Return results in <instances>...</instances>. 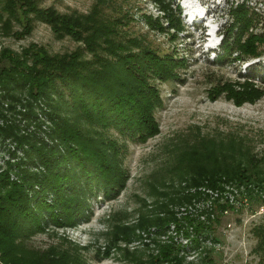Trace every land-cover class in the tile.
<instances>
[{"label":"rangeland","instance_id":"374dc122","mask_svg":"<svg viewBox=\"0 0 264 264\" xmlns=\"http://www.w3.org/2000/svg\"><path fill=\"white\" fill-rule=\"evenodd\" d=\"M176 1L183 31L149 28L142 13L162 16L152 0H0V192L7 189L6 179L19 183L26 173L47 176L44 161L31 156L35 148L65 154L46 115L56 111L53 105L71 119L70 125L93 135V128L103 130L77 117L72 107L61 106L55 92L51 104L45 97L36 99L38 92H31L29 83L4 85V69L14 67L17 57L35 62L42 53L61 59L78 53L93 61L95 47L85 38L93 25L83 23L84 30L76 25L95 7V19L121 15L120 8L128 11V30L146 37L161 53L185 59L179 79L158 82L163 99L155 109L159 133L128 145L120 156L127 182L119 193L96 189L73 223L55 224L45 211L42 230L6 241L14 264H264V54L234 59V52L224 62L218 59L219 38L232 21L229 7L243 0ZM247 1L261 13L254 29L262 33L264 0ZM191 15H204L208 25L191 23ZM68 20L75 22L73 29ZM39 65L46 73L43 62ZM255 72H260L255 81L262 91L255 101L236 105L226 93L213 96L220 82H244ZM56 81L67 96L63 79ZM242 167L247 181L221 178L225 170ZM26 189L34 200H57L43 185L27 184ZM57 215L64 218L61 209ZM0 264H7L1 247Z\"/></svg>","mask_w":264,"mask_h":264},{"label":"trees","instance_id":"16d2710c","mask_svg":"<svg viewBox=\"0 0 264 264\" xmlns=\"http://www.w3.org/2000/svg\"><path fill=\"white\" fill-rule=\"evenodd\" d=\"M152 1L162 10V16L155 18L152 14L142 13L149 28L159 31L168 28L184 30L179 2ZM247 2L243 0L229 7L232 21L225 29L221 42V52L218 54L220 62H224L234 52V59L258 58L264 54V31L261 33L254 29L261 13ZM120 11L121 15L118 16L102 14L99 19H95L98 11L94 7L92 14L78 19L77 27L81 26L84 30L86 24L88 28H94L93 33L85 37L95 47L93 61L82 60L78 53L63 59L42 53V58L35 62L17 57L14 67L4 69L8 79L4 85L23 88L29 83L31 92L34 89L38 92L36 99L45 97L51 104H54L52 96L55 92L61 97V106L72 107L77 117L103 129L99 131L93 128V135L92 130L89 134L74 127V124L70 125L71 119L62 116V113L58 114V105H53L56 109L53 115L52 111L46 113L55 125L56 135L66 147V155L59 150L47 149L46 146L35 148L31 156L37 155L44 161L47 176L43 177V173H26L22 182L5 180L4 187L7 186V189L0 192V247L3 248L7 264H14V261L7 257L11 247L5 245L6 241L10 237L21 238L42 230L45 226L42 220L45 211L55 224L73 223L82 205L96 189H103L105 195L119 193L127 182L120 156L127 152L128 145L145 142L159 133L155 115V109L163 104L159 83L170 78L179 79L185 59L171 53H161L148 43L146 37L128 30L131 16L122 8ZM68 22V28L73 29L75 22ZM123 30L127 33L118 37ZM76 32L73 31L74 34ZM40 62H43L42 68L47 67L46 73L39 68ZM259 73L244 76V82H220L214 87L213 96L226 93L236 105L253 102L262 93L261 86L258 87L255 81ZM61 78L69 90L67 96L61 89V83L59 86L57 84L56 80ZM27 113V116L32 117L31 112ZM104 130L108 134L117 130L119 134L106 137L103 135ZM74 160L77 162L71 166L70 162ZM246 172L244 167L233 173L225 170L221 178L242 183L247 181ZM208 177L212 178L211 175ZM36 183L43 185L46 190L54 191L57 200L53 204L42 197L34 200L28 195L26 185ZM215 183L212 181L210 184ZM60 209L64 215L62 220L57 217ZM258 234L261 235L260 231Z\"/></svg>","mask_w":264,"mask_h":264},{"label":"bare ground","instance_id":"6f19581e","mask_svg":"<svg viewBox=\"0 0 264 264\" xmlns=\"http://www.w3.org/2000/svg\"><path fill=\"white\" fill-rule=\"evenodd\" d=\"M191 17H192V19H191L192 21H195V20H197V19H195V17L193 18V16H192V15H191Z\"/></svg>","mask_w":264,"mask_h":264}]
</instances>
